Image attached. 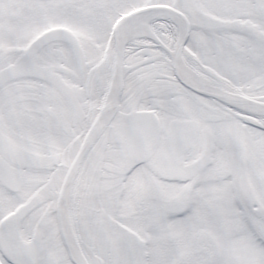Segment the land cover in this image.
I'll list each match as a JSON object with an SVG mask.
<instances>
[{
	"label": "snow or ice",
	"instance_id": "6c2138e0",
	"mask_svg": "<svg viewBox=\"0 0 264 264\" xmlns=\"http://www.w3.org/2000/svg\"><path fill=\"white\" fill-rule=\"evenodd\" d=\"M0 264H264V0H0Z\"/></svg>",
	"mask_w": 264,
	"mask_h": 264
}]
</instances>
